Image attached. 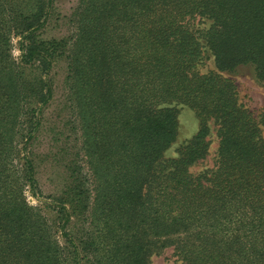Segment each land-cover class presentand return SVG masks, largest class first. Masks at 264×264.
<instances>
[{"label": "trees", "instance_id": "1", "mask_svg": "<svg viewBox=\"0 0 264 264\" xmlns=\"http://www.w3.org/2000/svg\"><path fill=\"white\" fill-rule=\"evenodd\" d=\"M54 7L0 0V264H150L166 248L182 264H264V113L222 73L252 65L264 84V0H78L72 34L45 39ZM206 50L217 70L201 71ZM59 59L89 174L66 165L50 221L28 199L30 145ZM177 105L199 129L171 158ZM212 126L215 166L194 174Z\"/></svg>", "mask_w": 264, "mask_h": 264}, {"label": "rangeland", "instance_id": "2", "mask_svg": "<svg viewBox=\"0 0 264 264\" xmlns=\"http://www.w3.org/2000/svg\"><path fill=\"white\" fill-rule=\"evenodd\" d=\"M78 4V0H54L52 11L46 27L42 31L45 39L67 37L74 31L70 22L71 14ZM207 22H199V27L207 26ZM13 53L17 59L20 57L18 39H14ZM217 70L213 55L206 50L205 61L201 66L202 72ZM67 62L59 59L55 62L50 77L53 81L54 96L51 103L45 108L43 122L36 138L30 148L37 165V180L40 189V198L28 193V199L34 206L40 207L44 215L53 221L54 212L48 209L44 201H52L59 196L67 181L66 165L73 161L83 166L84 173H88L86 159L80 151V134L77 128L76 117L73 113L66 87ZM237 85L239 96L245 106L255 116L264 113V84L255 75L252 65H243L233 70L222 71ZM179 113V136L177 141L167 150V157H177L179 148L185 144L199 129V120L194 112L184 106L177 105ZM211 142L210 152L203 160L198 161L190 169L194 174L215 166L218 149V137L216 128L212 126L209 136ZM91 180V176H88ZM90 188H92L89 183ZM76 224V225H75ZM84 223L74 219L73 228L83 227ZM63 241V239L61 238ZM150 264H182L172 248H166L161 252H155L150 256Z\"/></svg>", "mask_w": 264, "mask_h": 264}]
</instances>
